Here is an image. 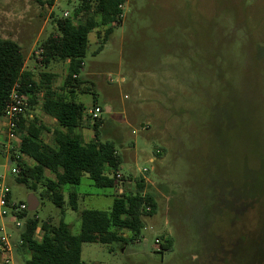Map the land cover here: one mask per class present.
I'll return each mask as SVG.
<instances>
[{"label":"rangeland","instance_id":"obj_1","mask_svg":"<svg viewBox=\"0 0 264 264\" xmlns=\"http://www.w3.org/2000/svg\"><path fill=\"white\" fill-rule=\"evenodd\" d=\"M82 4L0 0V38L21 46L25 69L34 73L37 83L42 73L54 74L56 92L62 89L69 63L42 67L37 62L39 46L56 30L57 19L70 18ZM75 21L85 23L87 15L81 13ZM109 27L113 33L100 52L106 29L99 27L89 36L80 79L93 90L79 94L78 100L88 114L95 106L101 109L100 140L115 143L124 181L114 189L98 188L85 175L79 186L67 185L65 221L79 234L83 210H108L114 196L135 191L139 179L153 193L157 211L145 218L139 240H131L127 231L124 242L85 243L81 259L85 264H212L209 245L211 241L215 249L220 247V230L212 239L206 237L212 224L207 199L219 174L233 179L241 144L238 131L223 137L222 115L229 104L231 115L236 114L241 93L260 85L243 81L240 74L245 71L239 65L264 62V0H128L121 25ZM42 96L29 117L36 115L47 125L51 132H44L43 138L50 144L57 124L42 111ZM226 151L235 157L230 163L223 159ZM7 164L6 148L0 145V182L9 187L11 198L28 205L34 195L39 201L26 219L57 222L61 209L41 197L43 188L35 192L19 183ZM70 192L79 195L78 211L68 204ZM21 223L16 230L9 226L10 218L0 219V227L8 225L6 232L18 246L13 264H24L30 256L19 246ZM165 240L171 242L169 249L161 248Z\"/></svg>","mask_w":264,"mask_h":264},{"label":"trees","instance_id":"obj_2","mask_svg":"<svg viewBox=\"0 0 264 264\" xmlns=\"http://www.w3.org/2000/svg\"><path fill=\"white\" fill-rule=\"evenodd\" d=\"M127 1L83 0L70 18L56 20V30L39 46L41 54L37 62L48 68L53 62L68 61V73L59 92L52 85L56 77L54 74L42 73L41 81L37 83L34 73L25 69L26 57L21 46L13 40L0 38V119L17 84L21 85L29 101L27 113L19 125V152L34 164L22 158L17 181L35 192L41 186V197L61 209L60 218L55 223L40 222L37 218L27 219L21 234L20 249L30 256L24 264H85L81 259L83 244L124 242L127 238L124 232L127 231L131 233V240L137 241L145 229V218L156 214L155 197L146 191L145 180L139 179L135 191L115 195L108 210H83L80 213L79 234H73L65 221L67 202L63 190L67 185L79 186L85 175L98 188L114 189L124 181L123 177L116 178L123 161L115 143L100 140L103 120L93 121L78 96L90 94L93 90L80 79L90 46V34L99 27L106 29L97 51L100 52L113 33L109 26L121 25V6H125ZM81 13L87 15V21L76 23ZM41 92L42 111L57 124L50 144L43 138L44 132H51L47 125L36 115L29 117V112L39 104ZM81 128L92 129L94 137L91 141H85L76 132ZM47 172H51L54 178H49ZM78 197L75 192L69 193L68 204L74 211H78ZM27 214L26 211L21 217L25 218ZM38 230L43 233L42 240L36 239ZM170 245L171 242L165 240L161 248L169 249Z\"/></svg>","mask_w":264,"mask_h":264},{"label":"crops","instance_id":"obj_3","mask_svg":"<svg viewBox=\"0 0 264 264\" xmlns=\"http://www.w3.org/2000/svg\"><path fill=\"white\" fill-rule=\"evenodd\" d=\"M239 70L245 71L240 74L243 81L260 85L241 93L236 114L231 115L229 104L222 115L223 137L226 139L231 130L238 131L241 144L233 179L219 174L216 183L212 180V193L207 199L212 224L206 237L210 240L215 230H220L216 245L220 247L215 249L211 241L209 245L212 264H264V62L243 63ZM76 132L88 137L85 141L94 137L89 128ZM234 158L228 151L223 153L225 162ZM47 176L54 178L51 172Z\"/></svg>","mask_w":264,"mask_h":264},{"label":"built area","instance_id":"obj_4","mask_svg":"<svg viewBox=\"0 0 264 264\" xmlns=\"http://www.w3.org/2000/svg\"><path fill=\"white\" fill-rule=\"evenodd\" d=\"M121 8H124V6H121ZM28 107V96L22 92L21 85L17 84L10 95L4 113L0 119V145L6 148L8 161H11L10 165L7 164L8 171H11L12 174L17 176L21 173L19 166L20 160L22 158L24 160L27 159L19 152L21 144L19 125L22 118L25 117ZM101 113V109L99 107H95L89 112V115L93 121H96L101 118ZM121 177L120 173H117L116 178L121 179ZM10 195L11 192L9 187L4 182H0V219L10 218L9 226H14L16 230H19L22 226L21 221L24 226L26 224L27 219L26 217L22 218L21 214L29 211L28 205L22 202L14 201ZM6 229H8V225L0 227V231L3 233V235L0 236V256L2 257L4 264H13L14 251L18 248V246L12 240V235L6 232ZM21 234L19 246L22 245ZM40 234L42 236H40ZM42 237V231L38 230L36 232V239L42 240Z\"/></svg>","mask_w":264,"mask_h":264},{"label":"water","instance_id":"obj_5","mask_svg":"<svg viewBox=\"0 0 264 264\" xmlns=\"http://www.w3.org/2000/svg\"><path fill=\"white\" fill-rule=\"evenodd\" d=\"M8 164H11V161H8ZM39 206V201L34 195H31L28 199V210L29 211H36Z\"/></svg>","mask_w":264,"mask_h":264}]
</instances>
